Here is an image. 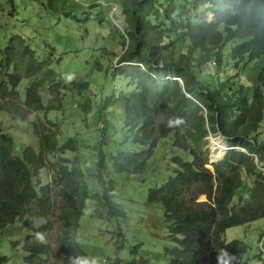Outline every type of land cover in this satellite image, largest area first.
I'll use <instances>...</instances> for the list:
<instances>
[{
	"label": "trees",
	"instance_id": "trees-1",
	"mask_svg": "<svg viewBox=\"0 0 264 264\" xmlns=\"http://www.w3.org/2000/svg\"><path fill=\"white\" fill-rule=\"evenodd\" d=\"M46 6L53 13L62 7L65 17L81 26L91 23L67 12L61 0ZM117 6L124 54L112 69L134 90L107 99L106 107L122 109L128 139L147 150L108 159L106 122L95 146L103 194L90 196L79 161L65 158L79 151L78 140L60 145L59 128L48 120L50 113L63 110L67 87L29 40L12 36L0 48V111L13 121L40 119L37 114L44 119L32 124L40 152L26 147L21 156L14 153L12 135L0 128V231L17 221L38 225L25 239L26 264H87V252L77 245L87 199H104L110 218L127 216L112 197L109 163L115 174L142 175L159 141L173 134L174 147L191 161L173 158L175 176L147 196L148 205L160 204L164 210L175 246L166 255L176 264H248L247 246L223 236L227 229L264 219V0H120ZM25 81L24 101L20 87ZM89 85L74 82L72 92L81 97ZM84 110L90 112L91 104ZM218 133L228 151L208 170L207 138ZM54 157V180L44 186L37 179ZM200 196L205 200L198 201ZM55 216L61 222L56 249L49 242ZM254 259L264 264L262 253ZM0 264H9L8 257L0 255ZM109 264L132 263L117 256Z\"/></svg>",
	"mask_w": 264,
	"mask_h": 264
},
{
	"label": "rangeland",
	"instance_id": "rangeland-1",
	"mask_svg": "<svg viewBox=\"0 0 264 264\" xmlns=\"http://www.w3.org/2000/svg\"><path fill=\"white\" fill-rule=\"evenodd\" d=\"M48 2L0 0V48L5 49L12 36L21 35L29 40L38 58L48 62L59 75L67 87L64 91V108L60 112L50 113L48 120L59 128L60 145L69 138L78 140L79 151L67 153L65 158L79 161L90 196H102L103 191L97 185L95 146L102 140L101 129L104 124L107 122L109 126V143L104 150L108 159L124 151L142 153L147 150L128 139L122 109L114 105L106 107L107 99L129 95L134 90L127 79L119 77L112 69L113 65L119 66L117 64L124 54L123 29L117 6L120 0H61L67 12L69 10L79 14V18H90L91 23L82 26L75 20L67 19L62 7L59 13L50 11L46 6ZM94 6L96 8L92 9ZM10 14L14 16L10 17ZM102 17L105 18L103 24L98 21ZM81 80L88 81L90 89L80 97L72 92V88L74 82ZM28 84L25 81L20 87L24 101ZM44 100L48 101L46 96ZM88 103L92 110L86 113L84 108ZM37 116L40 119L31 116L27 121H13L8 112L0 111V128L15 140L16 156H21L26 147L40 152L32 124L43 120L44 116ZM207 143L210 152L207 169L212 170L211 166L216 164L213 162V145H219L225 150L226 144L218 136L208 137ZM173 158L191 161L187 154L174 147L172 134L159 141L155 155L142 175L115 174L111 168L112 163H109L108 182L113 186L112 197L126 211L127 216L125 219L110 218L106 215L107 204L104 199H87L77 238V245L87 252V264H109L117 256L132 264H176L165 252L167 248L175 246L169 238L164 210L160 204H147L149 190L160 188L175 176ZM55 159L52 158L47 169L39 175L37 180L40 184L47 186L53 182L51 164ZM54 198L59 202L57 192H54ZM204 200V196L198 198V201ZM100 211L104 212V216H99ZM51 221L54 230L49 236V242L56 249L61 222L56 216ZM34 227L38 225L27 227L17 221L13 226L0 231V255L7 256L9 264H26L24 243ZM120 231L123 238L119 236ZM223 238L226 242L240 240L247 246L248 264H261L254 256L262 253L264 258V219L227 229ZM16 242L20 244L15 246Z\"/></svg>",
	"mask_w": 264,
	"mask_h": 264
},
{
	"label": "bare ground",
	"instance_id": "bare-ground-1",
	"mask_svg": "<svg viewBox=\"0 0 264 264\" xmlns=\"http://www.w3.org/2000/svg\"><path fill=\"white\" fill-rule=\"evenodd\" d=\"M225 144H226V142H225ZM226 147H227V144H226ZM213 153H214L213 162H217V161L222 159V157L225 153V150L223 148L219 147V145H213Z\"/></svg>",
	"mask_w": 264,
	"mask_h": 264
},
{
	"label": "water",
	"instance_id": "water-1",
	"mask_svg": "<svg viewBox=\"0 0 264 264\" xmlns=\"http://www.w3.org/2000/svg\"><path fill=\"white\" fill-rule=\"evenodd\" d=\"M218 137H219L220 140L226 142V139L222 136L221 133H218ZM225 150H226V151H225V153H226V152L228 151V148L226 147ZM225 153H224V155H225ZM224 155H223V156H224ZM215 163H218V162H215ZM263 172H264V170H263Z\"/></svg>",
	"mask_w": 264,
	"mask_h": 264
}]
</instances>
